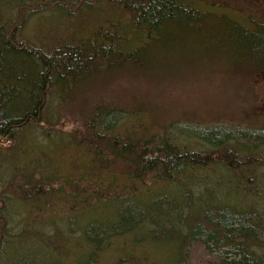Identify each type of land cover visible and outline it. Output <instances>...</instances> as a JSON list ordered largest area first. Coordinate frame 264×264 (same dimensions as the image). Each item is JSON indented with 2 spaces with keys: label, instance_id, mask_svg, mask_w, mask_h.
<instances>
[{
  "label": "trees",
  "instance_id": "trees-1",
  "mask_svg": "<svg viewBox=\"0 0 264 264\" xmlns=\"http://www.w3.org/2000/svg\"><path fill=\"white\" fill-rule=\"evenodd\" d=\"M94 8L106 14L88 26ZM56 13L76 29L46 25ZM202 31L229 35L247 90L261 84L264 0H0V264L23 262L9 249L30 239L48 249L25 264L73 250L76 264H264V114L161 123L137 98L105 101L112 79L154 60L157 38ZM83 101L64 132L63 112Z\"/></svg>",
  "mask_w": 264,
  "mask_h": 264
},
{
  "label": "rangeland",
  "instance_id": "rangeland-1",
  "mask_svg": "<svg viewBox=\"0 0 264 264\" xmlns=\"http://www.w3.org/2000/svg\"><path fill=\"white\" fill-rule=\"evenodd\" d=\"M102 11L106 14V11L102 8L87 11L85 24L90 26L93 22V16L102 13ZM48 19L50 20L45 23L46 25L51 22H58L64 28L71 26L72 29H76V24H73L71 18L62 13H56ZM39 22L38 19H32L25 32L26 35L32 36L36 32ZM61 26H58V31L62 28ZM218 34L211 31L206 34L205 31H202L192 35H163L157 38L150 44L149 55L146 57L154 58V60H151L148 64L139 65L129 74L126 72L125 75L121 74L118 78L112 79L109 90L106 92L107 96L104 95L106 97L105 101L129 106L137 98L142 112L146 115L157 112L158 116L155 119L161 123H165L171 118H177L181 114H184L185 117H193L195 112L198 114L195 119L201 120L204 124L212 122L211 117L212 119L220 117L224 121L232 122L236 119V116L241 115L238 112L243 110L264 114V80H261V84L256 85L254 89L247 90L250 79H247L246 76H238V72L234 68V66L239 65L235 63V60L243 57L242 54L238 49L232 48L229 35L218 37ZM224 42H227L228 45L226 48H221V44ZM244 84H246L245 87H242ZM84 102L79 106L72 105L63 112L60 126L64 129V132L70 131L73 125L72 116L78 112L79 107ZM200 107H202L201 110ZM221 114L222 116H220ZM154 122L158 124V122ZM39 135L36 136L38 140L46 142ZM30 137V134H28L23 140H29ZM59 139L61 140L62 137H54L53 142L58 141L60 145ZM37 145L43 148L47 147L50 153L54 152L51 144ZM77 157L81 159L80 155ZM52 166L58 168L61 166L62 169H67V159L61 160L60 165L57 164L56 160L45 162L43 170L45 167ZM75 169L77 171L79 169L83 170L82 168ZM73 183L78 182L74 180ZM222 193L224 192L219 195L217 193V196H221ZM24 213L25 211L18 213L14 210L13 214L16 217L13 218L19 221V215ZM59 216L64 217L66 213L62 214L60 212ZM10 229L12 230L10 234L17 232L16 228L12 229V225ZM77 233L79 232L75 229L67 236L72 238L69 247L75 246L74 238L78 236ZM58 236L61 237V235ZM60 237L53 240L54 243H63V237L62 239ZM30 241L34 245L29 246L28 249L22 241H20V246L12 249L10 247L9 249L11 256H15V260L23 261L20 264H25L23 257L28 250L39 252L44 248L48 249L37 240L30 239ZM66 256L68 257L64 260V264H76L74 261L76 257L75 250L71 255ZM41 258L46 261V264H53V260L50 258ZM104 261L108 264L107 259ZM35 263L40 264L38 261Z\"/></svg>",
  "mask_w": 264,
  "mask_h": 264
}]
</instances>
